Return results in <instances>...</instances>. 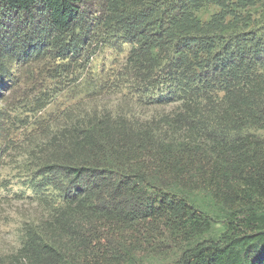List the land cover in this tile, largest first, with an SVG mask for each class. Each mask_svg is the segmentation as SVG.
<instances>
[{
	"label": "trees",
	"instance_id": "obj_1",
	"mask_svg": "<svg viewBox=\"0 0 264 264\" xmlns=\"http://www.w3.org/2000/svg\"><path fill=\"white\" fill-rule=\"evenodd\" d=\"M111 35L119 78L179 108L68 107L35 131L20 152L46 216L0 264H131L168 235L167 264H264V0H0V85L26 79L41 110Z\"/></svg>",
	"mask_w": 264,
	"mask_h": 264
},
{
	"label": "rangeland",
	"instance_id": "obj_2",
	"mask_svg": "<svg viewBox=\"0 0 264 264\" xmlns=\"http://www.w3.org/2000/svg\"><path fill=\"white\" fill-rule=\"evenodd\" d=\"M214 9L210 7L198 14L206 19ZM96 10L97 5L91 6L93 13ZM128 51L127 44L118 40L117 36L107 37L90 57L82 76L56 93L38 111H29L34 105L32 98L36 92L26 79L13 81V88L9 91H5L10 85L8 81L0 85V95L5 96L4 124L11 129L8 140L13 143L8 150L0 151L1 252L18 248L29 222L36 221L42 215L46 216V206L40 203V193L35 192L29 182L31 170L26 167V158L20 152V148H25L31 141L35 131L61 120L64 114L60 112L68 107L72 110L91 108L117 111L143 121L179 108L178 101L166 99L167 91L160 93L156 88L138 91L132 86V79L124 76L123 79L119 78V72L126 64ZM205 208H209V205H205ZM219 226L216 223L211 234H216ZM156 248L150 255H137L131 264H167L175 259L177 250L172 251V239L169 235L164 245Z\"/></svg>",
	"mask_w": 264,
	"mask_h": 264
}]
</instances>
